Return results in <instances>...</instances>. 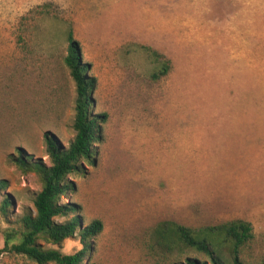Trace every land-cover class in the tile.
<instances>
[{"label":"rangeland","instance_id":"rangeland-1","mask_svg":"<svg viewBox=\"0 0 264 264\" xmlns=\"http://www.w3.org/2000/svg\"><path fill=\"white\" fill-rule=\"evenodd\" d=\"M69 29L94 80L91 113L105 115L63 198L82 226L103 225L83 264H169L158 222L235 219L252 226L244 264H264V0H0V264H38L10 248L41 189L14 157L49 165L44 133L64 147L74 137ZM153 52L170 62L157 80ZM38 243L83 247L77 234Z\"/></svg>","mask_w":264,"mask_h":264},{"label":"trees","instance_id":"trees-1","mask_svg":"<svg viewBox=\"0 0 264 264\" xmlns=\"http://www.w3.org/2000/svg\"><path fill=\"white\" fill-rule=\"evenodd\" d=\"M66 42L64 64L76 86L72 122L74 137L64 147L52 133H44L49 165L33 161L31 156L26 158L22 153L14 157L19 167L36 171L41 179V189L33 199L35 214L22 216L21 239L10 248L38 264H83L89 239L99 234L103 227L99 219L82 226L77 215L79 206L63 201V198L74 191L70 176L83 174L84 164L93 163L94 143L100 139V122L105 116L91 113L94 80L87 76V68L80 62L78 44L70 29L66 32ZM153 53L161 59L157 70L151 75L157 80L168 73L170 62L162 55ZM3 184L0 181V188ZM69 214L71 217L68 220L56 221ZM75 234L79 235L83 247L73 254H62L58 249L44 248L38 243L42 239L58 245ZM252 238L251 224L242 219L196 228L164 220L158 222L152 232L153 243L161 255L174 258L169 264H244L241 250Z\"/></svg>","mask_w":264,"mask_h":264},{"label":"bare ground","instance_id":"bare-ground-1","mask_svg":"<svg viewBox=\"0 0 264 264\" xmlns=\"http://www.w3.org/2000/svg\"><path fill=\"white\" fill-rule=\"evenodd\" d=\"M260 177V176H259Z\"/></svg>","mask_w":264,"mask_h":264}]
</instances>
